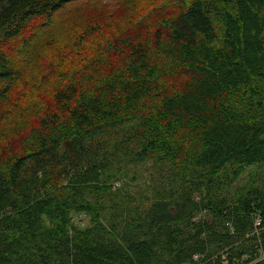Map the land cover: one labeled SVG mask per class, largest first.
Here are the masks:
<instances>
[{
	"label": "trees",
	"instance_id": "trees-1",
	"mask_svg": "<svg viewBox=\"0 0 264 264\" xmlns=\"http://www.w3.org/2000/svg\"><path fill=\"white\" fill-rule=\"evenodd\" d=\"M88 1L0 0V45L42 21L32 47L58 51ZM183 4L128 36L73 40L59 75L93 55L33 100L12 156L5 138L28 121L0 127V264H264V0ZM14 73L0 58V99Z\"/></svg>",
	"mask_w": 264,
	"mask_h": 264
},
{
	"label": "rangeland",
	"instance_id": "rangeland-1",
	"mask_svg": "<svg viewBox=\"0 0 264 264\" xmlns=\"http://www.w3.org/2000/svg\"><path fill=\"white\" fill-rule=\"evenodd\" d=\"M191 1L193 0H183L182 2L177 0H89L75 7L77 9L75 13L80 11L82 14H87L86 19L81 18L79 21L81 31L77 32L73 38H70V41H67L65 46L59 45L58 51H56L57 49L53 50L54 46L46 49L45 46H41L42 43L36 46V48L32 47V38L29 37L32 32L35 31L34 35L37 33L36 30L42 21L36 22L15 40L7 43L2 42L0 45V58H8L14 62V67L18 73L11 75L13 86L11 85L3 99H0V127L3 124L5 126L12 123L13 130L17 123L23 122L22 120L28 121V123L26 122L24 133L18 140L14 139L13 134L12 141L5 138L7 143L12 144L11 156L14 150L24 146L23 138L28 135L34 126L35 110L33 100L35 98L42 102L48 100L51 94L50 90L52 89L53 91L55 87H58L61 77L66 72L75 70L74 67L79 68L85 59L93 55L90 51L82 48L81 53L70 57L74 67L63 65V75H59V72L62 70V66L60 65L62 61L61 57L68 51L75 50L76 46L70 45L73 40H79L78 43H84L85 41L97 42L103 35L121 29H123L121 34L128 36L131 33L130 29L135 28L136 30H140L150 21L154 22L159 19L160 12L165 11L167 8L170 10L174 8L175 14H177L181 5H184L183 2L189 3ZM171 14L173 15L172 11ZM136 18L137 20L133 23H125L129 19ZM65 20L66 18H64ZM63 23L61 22V24ZM131 24L135 25L131 26ZM48 32H45L43 39ZM52 33H54V30ZM117 34L114 33L115 36H118ZM52 51L54 52L51 54L50 52ZM33 57L35 60L34 63H31ZM42 58L44 61L40 63ZM20 82L23 85H20ZM161 83L168 94L173 95L180 91L182 77L180 74L177 75L176 71L164 72L161 77ZM7 87V84H0V91L1 89L5 91ZM5 134H7V131ZM3 153H6V150ZM81 218H76L74 223H77L82 228L87 227L89 223L88 218Z\"/></svg>",
	"mask_w": 264,
	"mask_h": 264
},
{
	"label": "built area",
	"instance_id": "built-area-1",
	"mask_svg": "<svg viewBox=\"0 0 264 264\" xmlns=\"http://www.w3.org/2000/svg\"><path fill=\"white\" fill-rule=\"evenodd\" d=\"M260 226V219H256L255 221V227L258 228ZM193 264H205V258L202 255H195L192 258ZM246 261L244 258L241 263L238 264H243ZM220 264H228V260L226 256H222L220 260Z\"/></svg>",
	"mask_w": 264,
	"mask_h": 264
}]
</instances>
